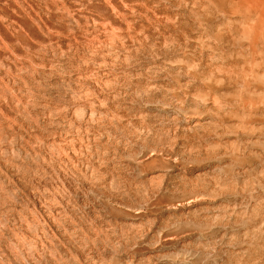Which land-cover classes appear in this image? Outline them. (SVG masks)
I'll use <instances>...</instances> for the list:
<instances>
[{
    "label": "rangeland",
    "instance_id": "obj_1",
    "mask_svg": "<svg viewBox=\"0 0 264 264\" xmlns=\"http://www.w3.org/2000/svg\"><path fill=\"white\" fill-rule=\"evenodd\" d=\"M242 1L0 0V264H264Z\"/></svg>",
    "mask_w": 264,
    "mask_h": 264
},
{
    "label": "bare ground",
    "instance_id": "obj_2",
    "mask_svg": "<svg viewBox=\"0 0 264 264\" xmlns=\"http://www.w3.org/2000/svg\"><path fill=\"white\" fill-rule=\"evenodd\" d=\"M239 1H240V0H239ZM241 1H242V0H241ZM246 1H247V0H246ZM249 1H250V0H249ZM251 1H252V0H251ZM261 1H262V0H261ZM261 1H260V2H261ZM242 2H244V1H242ZM254 2H255V1H254ZM258 2H259V0H258ZM258 2H257V3H258ZM263 2H264V1H263ZM245 3H248V2H245ZM238 4H239V3H238ZM254 4H256V3H254ZM249 5H250V4H249ZM251 5H253V4H251ZM258 5H260V4H258ZM242 6L244 7V5H242ZM260 6H261V5H260ZM263 6H264V5H263ZM263 6H262V7H263ZM243 7H242V8H243ZM256 7H257V6H256ZM262 7H261V9H262ZM247 8H248V7H246V9H247ZM252 8H253V6H252ZM252 8H251V6H250V11L253 10ZM259 8H260V7H259ZM237 9H238V8H237ZM239 9H241V6H240ZM244 9H245V7H244ZM251 9H252V10H251ZM259 10H260V9H259ZM247 11H248V10H247ZM250 11H249V13H250ZM238 12H239V11H238ZM241 12H242V9H241ZM242 13H245V12H242ZM252 13H253V12H252ZM256 13H257V12H256ZM256 13H255V15H256ZM259 13H260V11H259ZM242 15H243V14H242ZM245 15H247V14L245 13ZM251 15H252V14H251ZM260 15H261V14H260ZM262 15H263V14H262ZM262 15H261V20H260V21H261V24L258 22V24H260V27H261L260 30H261V31H260L259 33H256V30H255V33H256L255 35H257V36H261V35H263V33H264V15H263V16H262ZM252 16H253V15H252ZM243 17H244V16H243ZM248 18H249V16H248ZM248 18H246V19H248ZM256 18H258V16H257ZM244 19H245V18H244ZM244 19H242L243 22H244ZM246 19H245V21H247ZM258 19H259V18H258ZM251 21H252V19H251ZM253 21H254V20H253ZM243 22H242V23H243ZM244 24H246V22H245ZM247 24H248V23H247ZM253 24H254V23H252V25H253ZM256 24H257V23H256ZM258 24H257V25H258ZM254 25H255V24H254ZM249 26H250V25H248V27H249ZM250 27H251V26H250ZM250 27H249V29H250ZM243 28H244V27H243ZM254 29H256V28L254 27ZM254 29H253V30H254ZM258 29H259V27H258ZM244 30H246V29H244ZM250 31H251V29H250ZM243 32H244V31H242V33H243ZM245 32H246V31H245ZM245 32H244V33H245ZM253 33H254V32H253ZM253 33H252L251 35H253ZM241 35H242V34H241ZM249 35H250V34H249ZM257 36H255V37H257ZM245 37H246V36H245ZM255 37H254V38H255ZM261 37H263V36H261ZM263 39H264V38H263ZM247 40H248V39H247ZM247 40H246V42H247ZM251 41H252V38H251ZM251 41H250V39L248 40V42H251ZM253 41H254V40H253ZM255 41H256V43H257L258 40L255 39ZM244 42H245V41H244ZM259 43H260V42H259ZM248 44H250V43H247V45H248ZM251 44H252V42H251ZM254 45H256V44L253 43V45H252L253 48H255ZM260 45H261V44H259V46H260ZM250 46H251V45H250ZM261 47H262V46H261ZM246 49H247V48H246ZM249 49H250V48H249ZM251 49H252V48H251ZM251 49H250V50H251ZM262 49H263V48H262ZM253 50H254V49H253ZM255 50H256V49H255ZM258 50H259V49H258ZM260 51H261V49H260ZM263 51H264V50H263ZM257 52H258V51H257ZM263 53H264V52H263ZM261 55H263V54H261ZM257 56H258V55H257ZM263 56H264V55H263ZM263 56H262V57H263ZM252 57H253V56H252ZM262 57H261V58H262ZM255 59H256V58H255ZM257 59H258V58H257ZM259 60H260V59H259ZM257 61H258V60H257ZM262 61H263V58H262ZM255 63H256V62H255ZM257 63H259V62H257ZM260 64H261V63H260ZM257 66H258V65H257ZM258 69H259V68H258ZM261 69L264 71L263 67H261L260 70H261ZM260 70H259V71H260ZM262 70H261V72H262ZM255 71H256V70H255ZM255 71H253V72H255ZM259 71H258V72L256 71V72L258 73V75H259V73H260ZM256 72H255V73H256ZM251 73H252V71H251ZM244 74H245V73H244ZM246 74H247V73H246ZM252 74H254V73H252ZM260 74H261V73H260ZM263 74H264V73H263ZM240 75H241V74H240ZM242 75H243V74H242ZM254 75H255V74H254ZM238 76H239V75H238ZM238 76H237V77H238ZM248 76H249V74H248ZM251 76H252V75H251ZM259 76L261 77V75H259ZM259 76H257L258 78L256 77V79H260ZM241 77H242V76H241ZM253 77L255 78V76H253ZM239 78H240V77H238V80H239ZM245 78H246V77H245ZM247 78H249V77H247ZM243 79H244V78H243ZM240 80H241V79H240ZM240 80H239V81H240ZM244 80H245V79H244ZM250 80H251V79H250ZM250 80H248V81L250 82ZM252 80H253V79H252ZM254 80H255V79H254ZM254 80H253V81H254ZM256 82H257V81H256ZM96 83H97V82H96ZM241 83H242V81H241ZM244 83H245V81H244ZM246 83H247V82H246ZM94 84H95V83H94ZM94 84H93V85H94ZM99 84L102 85L101 83H99ZM99 84H97V86H98ZM250 84H251V83H250ZM250 84H249V85H250ZM257 84H260V85H261V83H259V82H257ZM257 84H256V85H257ZM262 84H263V83H262ZM100 85H99V86H100ZM260 85H259V87H261ZM241 86L243 87L242 84H241ZM246 86H247V85H245V88H247ZM253 86H254V84H253ZM95 87H96V86H95ZM100 87H101V86H100ZM257 87H258V86H257ZM259 87H258V89H259ZM262 87H263V86H262ZM262 87H261V88H262ZM98 88H99V87H98ZM243 88H244V87H243ZM245 88H244L243 90H245ZM248 88H249V87H248ZM251 88H252V85H251ZM251 88H250V89H251ZM254 88H255V86H254ZM88 89L90 90L91 88H88ZM93 89L96 90V88H93ZM101 89H102V88H101ZM256 89H257V88H256ZM99 90H100V89H99ZM246 90H247V89H246ZM246 90H245V91H246ZM253 90H254V89H253ZM259 90H260V89H259ZM259 90H258V91H259ZM91 91H92V89H91ZM247 91H248V90H247ZM247 91H246V92H247ZM250 91H252V90H250ZM250 91H249V93H251ZM93 92H95V91H93ZM98 92H99V91H98ZM252 92L254 93V91H252ZM88 93H90V92L88 91ZM93 95H94V94H93ZM95 96H96V95H95ZM101 96H102V95H101ZM103 97H104V95H103ZM91 98H92V97H91ZM93 98H95V97H93ZM93 98H92V100H93ZM96 98H97V96H96ZM100 99H101V98H99V100H100ZM99 100H98V101H99ZM250 100H251V99H249V103L252 101V100H251V101H250ZM93 101H97V100H93ZM93 101H92L91 103H93ZM246 101H247V100H246ZM263 102H264V101H263ZM247 103H248V102H247ZM254 103H255V102H254ZM254 103L252 102L251 104L254 105ZM256 103H257V102H256ZM94 104H95V102H94ZM245 104H246V103H245ZM92 106H94V105H92ZM249 106H250V104H249ZM255 106H256V105H255ZM251 108H252V107H251ZM251 108L248 109V110H249L248 112H250V109H251ZM253 108H254V107H253ZM255 108H256V107H255ZM259 108H260V106H259ZM257 109H258V107H257ZM80 127H81V126H80ZM80 127H79V128H80ZM84 128H85V127H84ZM86 128H87V127H86ZM82 129H83V127L81 128V130H82ZM87 129H88V128H87ZM87 129H85V130H87ZM78 130H79V129H78ZM78 130H77V131H78ZM81 130H80V132H81ZM88 130H89V129H88ZM82 131H83V130H82ZM86 132H87V131H86ZM89 133H90V132H89ZM89 133H88V135H89ZM81 134H82V135H81V137H82V136H83V133H81ZM85 134H87V133H85ZM70 135H71V134H70ZM73 135H75V134H73ZM78 135H79V133H78ZM85 136H86V135H85ZM67 137H68V136H67ZM69 137H71V136H69ZM81 137H80V138H81ZM78 138H79V137H78ZM80 138H79V139H80ZM67 139H68V138H67ZM70 139L72 140V138H70ZM65 140H66V139H65ZM60 142H61V141H60ZM74 142H75V141H74ZM71 143H72V142H71ZM71 143H70V144H71ZM58 144H59V143H58ZM58 144H57V146L59 147ZM55 145H56V144H55ZM61 145H62V144H61ZM61 145H60V146H61ZM64 145L66 146V143H65ZM67 145H68V144H67ZM74 145H75V143H74ZM74 145H72V146H74ZM76 145H77V144H76ZM81 145H82V144H81ZM58 147H56V148H58ZM74 147H75V146H74ZM74 147H72L73 150L76 148V147H75V148H74ZM78 147H79V145H78ZM60 148L62 149L63 147L61 146ZM72 148H71L70 146H67V147H66V150H67L68 152H70V149H72ZM79 148H80V147H79ZM64 149H65V148H64ZM57 150H58V149H57ZM62 150H63V149H62ZM58 152H59V151H58ZM65 152H66V151H64V153H65ZM75 152H78V150H76ZM66 153H67V152H66ZM66 153L64 154L65 156H67L68 154H69L70 156H73L74 151H73L72 155H71L70 153H68V154L66 155ZM78 153H79V152H78ZM59 154H60V152H59ZM74 155H75V154H74ZM78 155H81V154H78ZM76 157H77V156H76ZM68 158H69V157H68Z\"/></svg>",
    "mask_w": 264,
    "mask_h": 264
}]
</instances>
